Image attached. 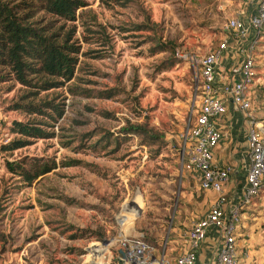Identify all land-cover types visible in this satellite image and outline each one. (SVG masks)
<instances>
[{
  "label": "rangeland",
  "instance_id": "rangeland-1",
  "mask_svg": "<svg viewBox=\"0 0 264 264\" xmlns=\"http://www.w3.org/2000/svg\"><path fill=\"white\" fill-rule=\"evenodd\" d=\"M84 1L74 22L80 45L74 77L48 94L64 109L56 122L43 117L54 136L0 150V264H117L119 239L138 233L159 262L171 264L191 223L208 209L206 192L180 157L198 99L194 72L176 54L201 57L223 37L225 20L251 4ZM259 41L262 101L264 35ZM27 91L13 81L0 84V145L15 137L12 120L41 119L12 108ZM132 125L147 132H127ZM29 157L55 167L26 182L5 166ZM245 237L250 248L242 264H264V216Z\"/></svg>",
  "mask_w": 264,
  "mask_h": 264
},
{
  "label": "built area",
  "instance_id": "built-area-1",
  "mask_svg": "<svg viewBox=\"0 0 264 264\" xmlns=\"http://www.w3.org/2000/svg\"><path fill=\"white\" fill-rule=\"evenodd\" d=\"M248 8L223 23V37L201 57L178 52L194 72L198 111L193 123L182 134L181 161L197 176L199 188L212 191L214 198L207 212L191 223L183 237L179 254L171 264H242L249 256L247 238L243 244L240 229L246 221L264 216V115L254 107L259 101L261 62L259 39L264 35V0H248ZM233 43L238 48V63L227 80L220 81L221 56ZM242 114L247 125L244 180L237 184V195L228 197L225 185L234 178L229 164L217 165L214 150L222 132L217 120L226 113L227 104ZM252 224V223H251ZM117 264H162L144 233L119 239Z\"/></svg>",
  "mask_w": 264,
  "mask_h": 264
},
{
  "label": "trees",
  "instance_id": "trees-1",
  "mask_svg": "<svg viewBox=\"0 0 264 264\" xmlns=\"http://www.w3.org/2000/svg\"><path fill=\"white\" fill-rule=\"evenodd\" d=\"M84 0H0V84L16 82L28 91L12 108L41 119L12 120L10 131L14 138L0 145L3 152L14 151L29 144L30 139L54 136L52 125L44 118L56 122L64 109L55 103L49 92L62 88L74 77L80 45L75 34L77 12L85 6ZM166 45H161L160 51ZM67 90L71 94H84L85 90ZM41 93L46 96L39 97ZM100 95L110 98L112 94ZM138 134L147 131L141 125H132ZM149 134V133H147ZM151 134V133H150ZM153 137V135H149ZM7 170L32 182L55 167L54 161L39 157L7 160ZM0 233V239L3 238Z\"/></svg>",
  "mask_w": 264,
  "mask_h": 264
},
{
  "label": "crops",
  "instance_id": "crops-1",
  "mask_svg": "<svg viewBox=\"0 0 264 264\" xmlns=\"http://www.w3.org/2000/svg\"><path fill=\"white\" fill-rule=\"evenodd\" d=\"M238 56V48L236 47V45L231 43L230 49L225 52L220 58V81L227 80L228 74L232 75L231 70L236 67L235 65L239 61ZM258 105H262V107H258ZM227 106L228 107L226 113L217 120L218 127L222 132V138L219 145L214 150V160L215 164L217 165L229 164L234 168L233 180L231 181V183L225 185V191L227 192L228 197H233L237 195V184L244 180L245 169L247 165L245 157V147L247 142L248 129L244 118L242 117V114L233 110L229 102ZM254 110L258 116H263L264 100L257 101ZM205 192L207 196V205H209L210 201L214 198V193L212 191ZM249 223L253 222L246 221L244 223V226H246L240 229V234L242 236L249 235V227L251 225ZM242 242L243 238L239 240L240 244H243Z\"/></svg>",
  "mask_w": 264,
  "mask_h": 264
},
{
  "label": "water",
  "instance_id": "water-1",
  "mask_svg": "<svg viewBox=\"0 0 264 264\" xmlns=\"http://www.w3.org/2000/svg\"><path fill=\"white\" fill-rule=\"evenodd\" d=\"M102 244H103V245L107 244V240H105V239L102 240Z\"/></svg>",
  "mask_w": 264,
  "mask_h": 264
}]
</instances>
